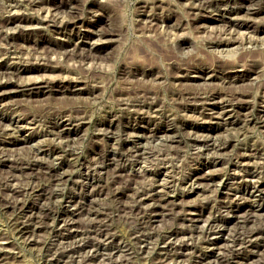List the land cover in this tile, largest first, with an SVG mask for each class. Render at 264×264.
<instances>
[{
	"label": "rangeland",
	"instance_id": "374dc122",
	"mask_svg": "<svg viewBox=\"0 0 264 264\" xmlns=\"http://www.w3.org/2000/svg\"><path fill=\"white\" fill-rule=\"evenodd\" d=\"M2 61L0 264H264V0H0Z\"/></svg>",
	"mask_w": 264,
	"mask_h": 264
},
{
	"label": "bare ground",
	"instance_id": "6f19581e",
	"mask_svg": "<svg viewBox=\"0 0 264 264\" xmlns=\"http://www.w3.org/2000/svg\"><path fill=\"white\" fill-rule=\"evenodd\" d=\"M207 1V0H206ZM210 1V0H209ZM226 1V0H225ZM228 1H230V0H228ZM246 1L247 0H241V2H242V4H245L246 3ZM203 2V1H202ZM208 3V2H207ZM210 3H212V1L210 2ZM218 3H219V1H218ZM48 6V5H47ZM60 7V6H59ZM12 8V7H11ZM63 9V8H62ZM240 9L241 8H233V7H231V8H228V10H226V11H223L222 12V14L224 13V14H230V15H233V14H235V13H238L239 11H240ZM61 10V9H60ZM248 10H250V8H248ZM64 11V10H63ZM62 11V12H63ZM72 13V12H71ZM46 14V13H45ZM44 14V15H45ZM74 14V13H73ZM250 14V13H249ZM43 15V16H44ZM237 15V14H236ZM72 16V15H71ZM42 19L41 20H46V17H41ZM64 18V17H63ZM232 18V17H231ZM36 18H32V17H28V18H21V20H19V22H18V20L17 19H15V20H11V21H8V23L9 24H11V23H15V24H17V22H18V25H20L22 28H25V29H28V28H33V23L32 22H34V20H35ZM75 19V18H74ZM61 21V20H60ZM72 21H74L75 23L77 22L76 20H72ZM71 20L70 21H64V22H61V24L63 23V25L64 26H69V24H70V22H72ZM73 22V23H74ZM60 25V24H59ZM209 25V24H208ZM60 26H62V25H60ZM35 28V27H34ZM62 29V28H61ZM89 34H91V33H89ZM107 35H110L109 33H106L105 34V37L107 36ZM89 36V35H88ZM104 36V35H103ZM99 37H101L102 38V36H99ZM98 37V38H99ZM81 38H82V36H81ZM80 39V38H79ZM95 39V38H94ZM100 39V38H99ZM103 39V38H102ZM93 43H96V41H94L93 40ZM97 45V44H96ZM95 48V50L97 49V46H95L94 47ZM230 48V47H229ZM91 50V49H90ZM93 52V51H92ZM2 58V57H1ZM9 63V62H8ZM8 63H6V62H0V77H2L1 79H0V101L2 100V99H4L8 94H10L11 92H15V91H18V90H16L15 88L17 87L16 86V83L14 84L13 83V80H11V77H12V75H14L18 70L13 66V63L12 64H8ZM16 66V65H15ZM19 67V66H18ZM24 69H26V70H28V69H30V68H27V67H25ZM24 71V70H23ZM18 74V73H17ZM199 74V73H198ZM203 74V73H202ZM5 77H7L6 79H4ZM204 77V76H203ZM240 77V76H239ZM35 85V87H31L30 89H33V91L34 90H37V92H45V91H47V90H50V89H47V88H51L48 84H45L42 80H40V79H38V78H35V79H31V80H29L28 82H26V83H24L23 85ZM75 86H77V85H75ZM15 87V88H14ZM20 87V86H19ZM73 90H75V89H73ZM71 92H72V90H70ZM39 94V93H38ZM214 99V98H213ZM207 101V100H206ZM140 102V101H139ZM216 106V105H215ZM231 107V106H230ZM141 108V107H140ZM144 109V108H143ZM211 109H212V107H211ZM139 112V111H138ZM141 112V111H140ZM216 113H217V111H215ZM65 121V120H64ZM68 123V122H67ZM66 122H62V120H61V124L59 125V127L57 128V135L58 136H60V137H67V135H70V134H73L76 130H75V127L73 128V127H69L68 125L69 124H67ZM73 123V122H72ZM72 123H70V124H72ZM144 124V123H143ZM133 128V127H132ZM136 128H137V126H136ZM55 129V128H54ZM53 129V130H54ZM75 130V131H74ZM134 130H136V129H134ZM131 131V135H132V130H130ZM142 132V131H141ZM153 132V131H152ZM125 133V132H124ZM153 134V133H152ZM158 134V133H157ZM200 134V133H199ZM134 135V134H133ZM136 135V134H135ZM139 135H141V134H139ZM139 135H137V136H135L136 138L134 139V141H137L138 142V140H141V138H140V136ZM143 135V134H142ZM141 135V136H142ZM154 135V134H153ZM165 135H167L166 133H165ZM165 135H163V136H165ZM203 135V134H202ZM145 136V135H144ZM161 136V135H160ZM160 136H159V138H160ZM207 136V135H206ZM205 136V137H206ZM132 137V136H131ZM158 137V136H157ZM162 137V136H161ZM166 137V136H165ZM194 137H196V136H194ZM202 137V136H201ZM204 137V136H203ZM10 138V137H9ZM129 138V137H128ZM158 138V139H159ZM167 138V137H166ZM172 138V137H171ZM199 138H200V135H199ZM2 139V138H1ZM52 139V138H51ZM60 139V138H59ZM205 139V138H204ZM209 139V138H208ZM132 140V139H131ZM131 140H129V141H131ZM170 140V139H169ZM196 140V139H195ZM202 140V139H201ZM168 141V140H167ZM208 141V140H207ZM16 139H12V138H10V139H4V140H0V146L3 144V145H8V146H10V145H14L15 146V144H16ZM127 142V141H126ZM205 142V141H204ZM203 142V143H204ZM123 143V142H122ZM196 143V142H195ZM113 144V143H112ZM194 144V143H193ZM202 144V143H201ZM210 144V143H209ZM213 144V143H212ZM139 145H141V144H139ZM197 145V144H196ZM200 145V144H199ZM136 146V145H135ZM138 146V145H137ZM136 146V147H137ZM198 146V145H197ZM203 146V145H202ZM201 146V147H202ZM224 146V145H223ZM139 147V146H138ZM213 147V146H212ZM220 147V146H219ZM12 148V147H11ZM70 148V147H69ZM135 147H133V149H134ZM13 149V148H12ZM38 149V148H37ZM1 150H4L3 148L1 149ZM126 150V149H125ZM215 150V149H214ZM134 151V150H133ZM36 152V151H35ZM127 152V151H126ZM2 153V152H1ZM5 155H4V157H2V159L0 160V164L1 165H4V166H8V167H10V168H8V169H11V168H13V169H16V170H22V169H24V168H26V165H28L26 162H24L23 160H17L16 158H13V159H10V155H11V151L10 152H8L7 150H5ZM135 153V152H134ZM3 154V153H2ZM133 154V153H132ZM123 155V154H122ZM129 155V154H128ZM38 157V156H37ZM41 157V156H40ZM1 158V157H0ZM12 158V157H11ZM39 158V157H38ZM44 158V157H43ZM166 158V157H165ZM30 159V158H29ZM32 159V158H31ZM60 159V158H59ZM23 161V162H22ZM35 162V161H34ZM33 164V163H32ZM0 165V166H1ZM60 165H62V162L60 163ZM28 166H31V165H28ZM45 168V167H44ZM44 168H41L40 167V165L38 166V167H35V166H33V169L36 171V172H41V171H43L44 170ZM1 170V169H0ZM45 170H47L49 173H53V175L56 177V179H58V180H63V178L65 177V175H64V172H58V167H54V166H49L48 168H45ZM2 171V170H1ZM10 171V170H9ZM60 171V170H59ZM46 172V171H45ZM47 174V173H46ZM24 176V175H23ZM53 176V177H54ZM52 177V178H53ZM51 178V177H50ZM129 178V177H128ZM195 179V178H194ZM54 180V179H53ZM203 183V182H202ZM198 184V183H197ZM200 185V184H199ZM255 186H257L256 184H255ZM84 188V187H83ZM260 191H261V193H260V197L261 198H264V190H262V189H260ZM257 192H258V190H257ZM25 193H26V191H25ZM149 195V194H148ZM152 195V194H151ZM237 195V194H236ZM57 196V195H56ZM145 197H147V196H145ZM141 198L143 199V196H141ZM150 198V197H149ZM148 198V199H149ZM148 199H146L145 198V200L143 199V202H146ZM153 199V198H152ZM160 199V198H159ZM25 201H27V200H25ZM92 202V201H91ZM90 202V203H91ZM85 203V202H84ZM147 203V202H146ZM145 203V204H146ZM16 204V203H15ZM15 204H13V205H9L8 207L9 208H11V207H14L15 206ZM150 204V203H149ZM18 205L19 206H22V204L19 202L18 203ZM71 205V204H70ZM141 205V204H140ZM163 205V204H162ZM76 206V205H75ZM144 206V205H143ZM167 206V205H166ZM88 207V206H87ZM145 207V206H144ZM24 208L25 209H27V208H29V209H31L32 211L35 209V207L33 206V205H29V204H27V205H25V203H24ZM232 208V207H231ZM231 208H227V210H229V209H231ZM24 209V210H25ZM85 209H86V205H84V204H81L80 203V205H79V203H78V205L76 206V209H74L73 210V216H74V214H76L77 212H79V211H81V210H83V211H85ZM89 209H91V208H89ZM150 209H153V211L152 212H154V214H153V218H155L156 216H158V214L160 213V212H157L158 210H159V207L158 206H155L154 205V208L152 207V208H150ZM72 210V209H71ZM87 210V209H86ZM67 211V210H66ZM88 211H90V210H88ZM233 211V210H232ZM18 212H19V210H18ZM151 212V213H152ZM190 212V211H189ZM196 212V211H195ZM237 212V211H236ZM24 213V212H23ZM26 213V212H25ZM192 213V212H191ZM18 214V213H17ZM34 214V213H33ZM253 214V213H252ZM188 216H189V214H187ZM254 215V214H253ZM28 216V215H27ZM31 216H32V213H31ZM67 216V215H66ZM65 216V217H66ZM70 216V215H69ZM72 216V217H73ZM193 216V215H192ZM49 217V216H48ZM236 217V216H235ZM31 218V220H30V224H34V226H40V224H42L44 221H45V218H41V216L40 217H38V216H36V215H33L32 217H30ZM47 218V217H46ZM62 218H64V217H62ZM190 218H192V217H190ZM26 219V218H25ZM24 219V220H25ZM50 219V218H49ZM70 219V218H69ZM72 219V218H71ZM75 219V218H74ZM20 220V219H19ZM23 220V221H24ZM197 221V219H192L191 221ZM26 221V220H25ZM65 220H63V222H64ZM72 221V220H71ZM244 221H246V220H244ZM46 222H47V220H46ZM62 222V223H63ZM67 222H68V220H67ZM73 222V221H72ZM75 222V221H74ZM20 223V222H19ZM28 223V222H27ZM50 223V222H49ZM49 223H48V225H49ZM70 223V222H69ZM245 223V222H244ZM30 224H25V223H22V224H18L19 226L18 227H21V231H22V233H28V232H30V230H29V226H30ZM54 224H55V222H54ZM64 224V223H63ZM67 224V223H66ZM65 224V225H66ZM48 225H44V226H48ZM51 225H53V223H51ZM61 225V224H60ZM43 226V225H42ZM41 226V227H42ZM70 226V225H69ZM49 227V226H48ZM56 227V226H55ZM61 227V226H60ZM65 227V226H64ZM101 227H102V225H101ZM218 227V226H217ZM35 228V227H34ZM33 228V229H34ZM80 228H81V226H80ZM189 228V227H188ZM18 229H20V228H18ZM37 229V228H36ZM35 229V230H36ZM41 229V228H40ZM53 229H54V227H53ZM222 228L221 227H219L218 229H216L214 232H213V235L215 234V233H222V230H221ZM17 230V229H16ZM34 230V231H35ZM51 230V229H50ZM57 230V229H56ZM258 230V229H257ZM34 231H32L33 233H34ZM252 231L253 230H251L250 232H251V234H252ZM255 231V230H254ZM54 232H55V230H54ZM20 233V232H19ZM77 233V232H76ZM212 233V232H211ZM264 233V232H263ZM75 234V233H74ZM78 234V233H77ZM254 235V234H253ZM27 236V235H26ZM56 236H57V234H56ZM28 237V236H27ZM233 237H235V236H233ZM252 237V236H251ZM256 237V236H255ZM254 237V238H255ZM1 238V237H0ZM25 238V237H24ZM113 238V237H112ZM111 238V239H112ZM167 238V237H166ZM169 238V237H168ZM258 238H261V237H258ZM2 239V238H1ZM7 239V238H6ZM109 239V238H108ZM110 239V240H111ZM172 239V238H171ZM210 239V238H209ZM235 239H237V238H235ZM249 239V238H248ZM5 240V239H4ZM8 240V239H7ZM165 239H163V241H164ZM170 240V239H169ZM211 240V239H210ZM234 240V239H233ZM263 240V239H262ZM9 241V240H8ZM8 241H1V244L2 245H5V244H7L8 243ZM62 241V240H61ZM109 241V240H108ZM173 241V240H172ZM236 241V240H235ZM253 241V240H252ZM255 241H257V240H255ZM264 241V240H263ZM110 242V241H109ZM167 242H169V241H164L163 242V246H162V248L160 247V249H162L163 251L165 250V252H166V250H168V249H170V248H168L167 247V244L166 243ZM207 242V241H206ZM211 242V241H210ZM243 242H244V240H243ZM87 243V242H86ZM88 243H89V241H88ZM161 243V242H160ZM164 243L166 244V245H164ZM214 244H216L215 242H213ZM242 243V242H241ZM241 243H240V245L238 246L239 248V250H241V249H243L244 247H246V245H243V246H241ZM89 245V244H88ZM96 245V244H95ZM108 245V244H107ZM106 245V246H107ZM111 245H112V243H111ZM185 245V244H184ZM248 245V244H247ZM250 245H252V244H250ZM254 245V244H253ZM256 245V244H255ZM90 246V245H89ZM92 246V245H91ZM234 246V245H233ZM241 246V247H240ZM257 246V245H256ZM75 247V246H74ZM95 247V246H94ZM97 247V246H96ZM95 247V248H96ZM114 247H116V246H114ZM118 247V246H117ZM167 247V248H166ZM173 247V246H172ZM235 247V246H234ZM2 248H3V246H2ZM119 248V247H118ZM117 248V249H118ZM247 248V247H246ZM6 249V248H5ZM74 249V248H73ZM93 249V248H92ZM98 249V248H97ZM116 249V250H117ZM160 249H159V251H160ZM184 249H185V246H184ZM233 249H235V248H233ZM3 250V249H2ZM94 250V249H93ZM95 251H96V249H95ZM99 251V250H98ZM97 251V252H98ZM113 251H115L114 249H113ZM122 251V250H121ZM162 251V252H163ZM170 251H171V249H170ZM234 251V250H233ZM12 252V251H11ZM75 252H76V250H75ZM161 252V253H162ZM164 252V253H165ZM187 252H189V251H187ZM235 252V251H234ZM99 253H102V252H99ZM98 253V254H99ZM113 253V252H112ZM169 253V252H168ZM173 253V252H172ZM254 253L255 252H252L250 255H248L247 256V258H244L245 259V262H240V263H238V264H255V261H254ZM95 254V253H94ZM114 254V253H113ZM171 254V253H170ZM177 254V253H176ZM239 254L241 255V253L239 252V253H237V255H236V257H238L239 256ZM256 254V253H255ZM109 255V254H108ZM205 255V254H204ZM72 256V255H71ZM88 256H89V254H88ZM96 256H97V254H96ZM103 256H104V254H103ZM102 256V257H103ZM110 256H111V254H110ZM163 256V255H162ZM176 256V255H175ZM178 256H179V254H178ZM234 256V255H233ZM92 257V256H91ZM167 257V256H166ZM165 257V258H166ZM170 257V256H169ZM173 257V256H172ZM70 258V257H69ZM105 258V257H104ZM111 258V257H110ZM129 258V257H128ZM164 258V259H165ZM171 258V257H170ZM176 258H177V256H176ZM107 259V258H106ZM162 259V258H161ZM164 259H162V262H163V260ZM69 260V262H70V259H68ZM71 260H72V258H71ZM96 260V259H95ZM122 260V259H121ZM174 260V259H173ZM177 260V259H176ZM176 260H174V261H176ZM202 260V259H201ZM79 261V260H78ZM123 261V260H122ZM71 262H73V261H71ZM86 262H87V260H86ZM89 262H92V261H88V263ZM130 262V261H129ZM161 262V263H162ZM164 262H167V260L165 259L164 260ZM84 263H85V261H84ZM125 263V262H124ZM123 263V264H124ZM128 263V262H127ZM173 263H175V262H173ZM205 263V262H204ZM86 264V263H85ZM90 264V263H89ZM92 264V263H91ZM164 264H166V263H164ZM167 264H170V262L169 263H167ZM172 264V263H171ZM215 264H233V261L231 260V259H229L228 257L226 258L225 256H223V257H221V258H219L218 256L215 258ZM259 264V263H258Z\"/></svg>",
	"mask_w": 264,
	"mask_h": 264
}]
</instances>
